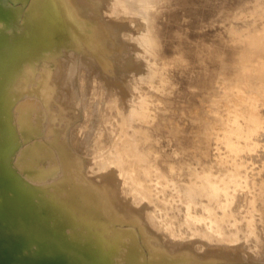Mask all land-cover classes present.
Instances as JSON below:
<instances>
[{
  "label": "rangeland",
  "instance_id": "374dc122",
  "mask_svg": "<svg viewBox=\"0 0 264 264\" xmlns=\"http://www.w3.org/2000/svg\"><path fill=\"white\" fill-rule=\"evenodd\" d=\"M0 3V171L29 192L48 229L29 239L38 264H264V144L254 127L230 147L219 128L245 127L257 86L214 73L232 70L236 54L261 59L250 42L264 55V0ZM48 9L72 39L37 52L31 28ZM70 152L87 158L74 181L61 159ZM197 172L225 188L202 221L189 197ZM104 224L121 243L100 240ZM186 245L194 253L180 252Z\"/></svg>",
  "mask_w": 264,
  "mask_h": 264
},
{
  "label": "bare ground",
  "instance_id": "6f19581e",
  "mask_svg": "<svg viewBox=\"0 0 264 264\" xmlns=\"http://www.w3.org/2000/svg\"><path fill=\"white\" fill-rule=\"evenodd\" d=\"M12 1L14 2L15 0H12ZM0 7H1V3H0ZM47 12H49V13L45 14V15H47V17L45 16L46 19L44 20L43 26L39 30H38V28H31V31H33V32L35 31V33L33 34V36L35 35V40L33 42L36 43V45L34 44V49L37 50V52L41 51V47H47L48 48V47H53L55 45H57L56 49L59 50L61 48V46L64 44H67L68 41H70L68 39L71 38L69 32H66L67 30L62 28L60 25L63 18L61 19L60 16H56L52 9H48ZM91 35L92 34L90 33L89 36L91 37ZM83 36H84V34H83ZM83 36L81 35V39H83L82 38ZM92 37H94V36L92 35ZM85 38H87V40H85ZM85 38L83 40L84 42L85 41L88 42L89 40L90 41L92 40L91 38L89 39V37H85ZM33 39H34V37H33ZM66 41H67V43H66ZM87 42H85V43L88 45ZM249 44H250L249 47L251 49H254V51H253L254 55L256 56V53H258L257 55L259 57H257V58H261V59H259L255 62V61H252L251 58H246V60H245V58H242L240 56V54H236L237 60H236V63L234 64V67L232 70L223 69L222 71L219 72L217 69H214V73L216 74V76L217 77L220 76L221 78L222 77H231V76L233 77L236 74L239 75V78H241V80L245 84H247L246 90L254 88L255 85L257 86V88L255 87L256 88V91H255L256 95L254 94L255 97L252 99V102H250L248 100V97L246 99L247 103H248V101L250 102V104L248 103L249 108L247 109V111L251 115H250V119H248V121L245 124V127L241 131L232 130L231 128H229L228 124H223L222 120H221L222 123L219 122V124L221 126V127H219L221 130V133L223 131V133L225 135L226 140L224 139V141H227V144L230 142L231 144L230 143L228 144V146H230V147L234 146L235 144H239V143L244 142L245 137H249L250 133L253 131L252 128H254V127L259 130L258 134H260V136L258 138V141L261 142L262 144H264V83H263V79H264V57L263 58L260 57V56H264V55L261 54V51L259 50L262 47V45L257 48V46L253 45V43L250 42ZM88 46H91L90 43ZM255 49H256V51H255ZM216 57H218L217 52L215 53L214 58H216ZM0 73H1L0 76H2L1 71H0ZM4 83H5V81H4ZM4 92H8L7 86L0 84V110H1L2 104H4L6 101V100H4V103H3L1 100V98H4L7 96L4 94ZM28 130H27V133L25 131V134H28ZM30 133L31 132L29 131V134ZM224 135H221V136L224 137ZM27 136H29V135H27ZM215 136H218V133H217V135L215 134ZM25 137H26V135H25ZM76 138H77V136H76ZM74 142L76 143L75 140H74ZM74 142H72V143L74 144ZM73 144H72V147H73ZM78 144H75V146L77 145V147L78 146L81 147L80 146L81 144L80 145H78ZM75 146H74V149H76ZM6 147H7L6 142H4L3 140L0 139V151H4L6 149ZM242 150H244V149H242ZM260 150H261V147L259 149H256L255 153L253 154V157L250 158V160L252 162H254V164L256 165V172H254L255 176L261 175L262 171H263L261 168V166H262L261 163L263 161L261 158L262 154H261ZM74 152H76V150ZM74 152H70L71 153L70 155L64 156V158H61L64 166L69 168L67 176L70 177V175H71L72 176L71 180L73 179V177L76 178V176L74 174H77V176L80 177V174H81L80 172L84 170V169L82 170V166H83L85 157L83 158V157L79 156L80 153H79V155H75ZM80 152H81V150H80ZM127 153H129V150L127 151ZM86 154H88V153L86 152ZM85 156H87V155H85ZM242 156L244 157V159H246L244 152H243ZM85 159H87V158H85ZM86 162H88V161L86 160ZM133 165L136 166L137 162L135 161L133 163ZM143 165H144L143 169L144 170L146 169L145 171H147L148 170L146 168L147 164L144 163V161H143ZM3 166H5V165L2 164L0 161V168ZM24 167L26 170H29L30 174H33L32 171H34L35 169L32 168V164L30 162L24 163ZM84 168H85V166H84ZM3 169H1V171H0V264H38L36 259H35L36 254L33 251H30V249H29L30 243H31L30 242L31 240H29V239L33 238V237H35L36 239H38L40 237H42V238L45 237L48 229H47V227H44V226L41 227L39 225V222L36 219L37 212L33 209L34 207L32 206V201H31L32 199H31V196L29 195V192L26 189H23V186H22V189L14 186L15 185L14 180H11L10 184L12 186H10L8 181H6V177H7L6 174H8L7 173L8 170L6 168L5 169L7 171H5ZM123 171H125V170H123ZM196 175L198 176V178H200V180H199V183H197V184H195V186H193L191 195L189 197L191 199H196L194 203L196 204V208L201 210L200 214L198 213V215L201 216L200 221H202V220H205L202 217H205L207 219L208 215L213 216V214H214V208H213L214 205L213 204L214 203L216 204L218 202L219 194H220L219 192H220V190H224L225 188H221L220 186H216V183L210 181V179L208 178L209 174L197 172ZM9 177L14 179V175L9 176ZM134 180H136V179H134ZM72 181H74V179ZM77 181L80 182V180H77ZM81 183L82 184H80V183L79 184L83 185V182H81ZM42 186H45V184ZM28 187H30L29 191L35 192V190L31 189V187H32L31 185H29ZM32 188L34 189V187H32ZM39 188H41V187H37V189H39ZM139 188H141V187H139ZM98 197L99 196L97 195L96 198L98 199ZM71 198H73V197H71ZM99 200L101 201V205H102L103 203H102L101 197L98 199V205H99ZM114 211L115 210L110 212V217H111V218H109L110 221L111 220L114 221V218H115V220L117 219L116 218L117 215L114 213ZM112 213H114V214H112ZM124 219H125V217H124ZM116 222H118V221L116 220ZM109 223H112V222H109ZM121 224H123V222ZM104 225L103 226L101 225L102 227L100 226L101 228H99L100 232H101L100 236L102 238L100 240H102V241L104 240L103 239L104 235H105L104 233H106L105 236H108L107 233H109V235H110V233H113L112 235L116 238V239L114 238L116 241L119 240L120 236H124V235H120L119 232H117L119 229H117V231H115L116 228H114L113 231H111L112 228L110 229L109 225H105V226ZM117 225H118V223H117ZM118 227L120 228L119 225H118ZM122 231L124 232V230H122ZM123 232H122V234H125ZM38 234H39V237H36ZM42 238H40V239H42ZM122 239H124V238H122ZM105 240L108 241L107 238ZM112 240H113V237H112ZM113 242L115 243V241H113ZM119 242H120V240H119ZM123 242L125 243V241H123ZM102 243L104 244V242H102ZM112 243H111V245H113ZM126 244H127V242H126ZM108 245H110V243H108ZM27 247L29 250H27ZM179 250H180V252H186V251H190L193 249L190 246L186 245V246L182 247L181 249L179 248ZM213 250H214V246H210L209 250H207V253L209 251H213ZM130 251H132V250L129 249V253H133L134 248H133L132 252H130ZM135 252H137V251H135ZM180 252H176L175 255H173V257L175 256V258L178 259V256L181 255ZM190 252H192V251H190ZM43 253H44V255L48 256V253H46V252H43ZM129 253L127 252V254H129ZM178 253H180V254L178 255ZM192 253H194V252H192ZM166 254H168V253H166ZM188 254H190V253H188ZM130 255L134 256L136 254H130ZM133 256L131 257L132 259H133ZM128 258H130V256ZM101 259H103L102 256H101ZM197 259L198 258L196 257V260ZM100 261H102V260H100ZM45 264H49V261L45 260ZM55 264H58V263H55Z\"/></svg>",
  "mask_w": 264,
  "mask_h": 264
}]
</instances>
